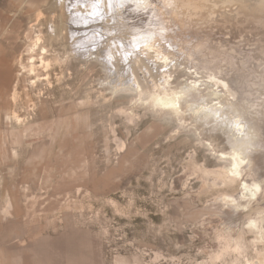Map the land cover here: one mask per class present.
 <instances>
[{"label":"rangeland","instance_id":"obj_1","mask_svg":"<svg viewBox=\"0 0 264 264\" xmlns=\"http://www.w3.org/2000/svg\"><path fill=\"white\" fill-rule=\"evenodd\" d=\"M56 1L0 0V264L262 262L250 221L264 211V0H148L139 25L155 42L135 76L123 59L105 64L119 59L113 36L77 49ZM135 80L142 94L126 90ZM194 82L179 117L152 107ZM219 102L252 109L236 179L209 146L229 150L223 128L200 113ZM242 181L260 184L256 197Z\"/></svg>","mask_w":264,"mask_h":264},{"label":"bare ground","instance_id":"obj_2","mask_svg":"<svg viewBox=\"0 0 264 264\" xmlns=\"http://www.w3.org/2000/svg\"><path fill=\"white\" fill-rule=\"evenodd\" d=\"M235 1L237 3V2H240L241 0H235ZM247 1L249 2V0H246V2ZM243 2H245V1H243ZM54 5H56L57 6L56 8L58 10H60V14H63V11H65L66 15H67L66 18L70 19L71 22L75 23L74 26H72V25L69 26L68 31L71 33L72 40L74 38L78 39V40H75L76 45H78L77 49L83 50V49H85V47H87L88 48V51L86 50L87 53L91 54L92 51H91V49L89 50V47L93 46L94 48L97 47V49H98L99 44L101 45L106 39L109 40V39H111V36H113L112 38H114V40L119 43V47L118 46L115 47L116 50L120 53L119 59L114 54V52L110 51L109 53H107V56H106L107 58L105 57L106 58L105 64L106 65L109 64L110 66L114 67L115 61H121L123 59V61L126 62V64L129 66L127 70H129L132 75L135 72L132 67H134L135 69H139V70L142 69L141 67L144 66V62H143L142 58L139 57V55L143 54L145 52H148L150 49H152L154 46V42H155L153 40L154 38L151 37V33H152L150 31L151 29L149 30V28H148V30L142 31L140 29V25H139V22L143 19V14H144L143 10L148 9L150 7L148 0H58L54 3ZM169 13H170V11H169ZM173 13H174V11H173ZM173 15L175 16V13ZM209 18L210 17H208V19ZM151 19L148 18V22L146 23V25H148V23L151 21ZM31 29H36V26H30L29 30H31ZM112 31H114V33ZM129 31L133 32L134 34H130ZM121 32H123L124 35L128 34V32H129V36H131L132 39L130 41H128V43H125L124 42L125 39H122L120 36ZM38 33H40V32H38ZM105 35L107 38L105 40H103V37ZM38 36H39V34L38 35L36 34V36H34V37L38 38ZM126 37H128V36H126ZM30 45H31V49L29 52L32 54L38 53V55H40V62L43 63L44 59H46V54L48 51L43 46L36 44V40L31 42ZM133 47H139V51H140L139 54H137L135 52ZM103 54H104V52H103ZM28 57H30V59L32 60L30 62V66L32 68V66L34 64L33 57L31 55H29ZM23 58L24 57H20L18 60V63L23 69H25ZM133 76H135V75H133ZM187 79H189V78H187ZM209 82H210V84H213L216 87V89L218 88V85L222 84L220 81L216 80L213 77L209 78ZM128 84H126V85L128 86ZM121 85H122V83H121ZM130 85L131 86H129V87L125 86L127 88L126 90H128L130 92L131 88L135 87L136 93L138 91V92H141L140 94H142L143 90L140 88V84L137 81L133 82ZM185 85L187 87L188 83ZM162 86H160V87H162ZM190 86L185 89L186 91L183 90V92H182V90H181L180 93H174L173 97H166L167 94H165V93L164 94L166 96H163V95L160 96L161 95L160 92H159L160 95H158L157 97L155 94L152 95V96H155V99L153 101L151 100L152 107H156L159 110L166 108V109H168L169 112L171 111L170 113H173L172 116L174 115V117H175V114L177 115L180 112H183L181 110L182 107L180 105V100L183 99V97H186L187 95L189 96V94L192 91L195 93L194 90L196 88V83L194 82L193 85L191 87ZM223 86H225V85H223ZM120 87H119V89H121ZM128 88H130V89H128ZM166 88H165V90L162 88L163 91L166 92ZM206 88L204 87V89H206ZM133 89H132V91H133ZM123 90L125 91V89H123ZM155 91H157V90H155ZM159 91L162 92L161 88ZM202 91H204V90H202ZM145 93L143 94L144 96L147 94V93L146 94ZM202 93L203 92H201V94ZM211 93H212V91H211ZM140 94L138 93V95H140ZM150 94L151 93H148L147 95L150 97ZM170 94H173V93H170ZM147 95H146V97H147L146 99L149 102L151 98L148 99ZM207 95L208 94H206V96ZM212 95H213V97H215L216 100L219 99V96H221V94H219L218 92H213ZM212 95H210V96H212ZM141 99H142V97H141ZM146 99H144V100L147 101ZM185 100H186V98H185ZM221 100H222V98H221ZM225 100L228 101L227 99H224V101ZM141 101H143V100H141ZM181 103H182V100H181ZM148 104H147V106H150ZM184 105H185V103H184ZM203 105H204V103H203ZM194 107H192V108H194ZM251 110L236 106L235 104H223L221 102L216 103L214 105H210L209 107L207 106V108H205V106H204V107H201V109H200V113L203 116L202 118L209 121L208 123H210V122L211 123L212 122L217 123L224 130L223 133L226 135L225 140L230 147L229 150L227 152H225L223 150H216L214 148L215 145H214L213 141H209V146L212 147V150L215 151V153L220 155L219 160H221V157H223L225 159L224 161L227 162L228 167L225 164V162L222 161V162H224V165H226V167H227V169H226V167L223 169H225L227 173H230L232 175V179H236V178L241 177L242 170L244 167L243 164L245 162H248L249 151L251 150V148L253 146H255L254 142H256V135H255V129L252 128V126H255V123H254V120L251 119V116H250ZM165 111H167V110H165ZM191 113H193V112H191ZM195 116L198 117V115H195ZM178 117H177V120H178ZM180 118H182V117L180 116ZM198 118H200L202 120L201 117H198ZM199 120L198 121H197V119L195 120V122L197 121L196 124L199 122ZM179 122H180V120H179ZM181 123H184V122H181ZM205 123H206V121H205ZM208 123H206V124H208ZM237 124H239V127H237ZM179 125H180V123H179ZM202 125H204V124H202ZM206 130H204V131H206ZM196 132H197V130H196ZM208 132H213V131L210 130ZM221 133H222V131H221ZM215 134L213 136H215ZM223 158H222V160H223ZM227 175H229V174H227ZM241 187H242L243 197H247L250 199H253L254 197H256L257 192L261 189L260 184H257V183L249 184L245 181H242ZM258 214H259V216L257 219L250 221V228L255 229V235L257 238H259L260 240H264V211L259 212ZM258 264H264V260L262 262H259Z\"/></svg>","mask_w":264,"mask_h":264},{"label":"snow or ice","instance_id":"obj_3","mask_svg":"<svg viewBox=\"0 0 264 264\" xmlns=\"http://www.w3.org/2000/svg\"><path fill=\"white\" fill-rule=\"evenodd\" d=\"M237 127H239V124H237Z\"/></svg>","mask_w":264,"mask_h":264}]
</instances>
